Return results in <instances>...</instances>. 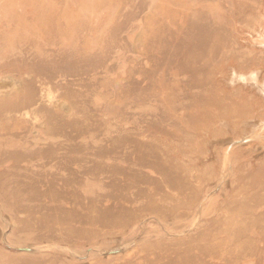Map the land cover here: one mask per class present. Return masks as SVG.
I'll use <instances>...</instances> for the list:
<instances>
[{"label": "rangeland", "instance_id": "rangeland-1", "mask_svg": "<svg viewBox=\"0 0 264 264\" xmlns=\"http://www.w3.org/2000/svg\"><path fill=\"white\" fill-rule=\"evenodd\" d=\"M203 16L222 36L219 77L229 89L217 97L234 100L235 112L257 97L251 117L264 122L254 82L230 81L236 69L264 87V0H0V82L23 83L18 98L0 102V264H167L151 253L164 256L175 241L191 242L179 264H264V176L251 175L264 168V152L254 153L264 130L194 167L190 158L210 147L189 135L210 142L243 128L170 126L186 103L202 111L189 100L201 96L185 67L197 55L189 27ZM59 50L68 56L51 63ZM191 67L200 74V64ZM49 90L73 109L65 125L7 118L17 101L32 109ZM166 158L195 177L187 193L160 177Z\"/></svg>", "mask_w": 264, "mask_h": 264}, {"label": "bare ground", "instance_id": "bare-ground-1", "mask_svg": "<svg viewBox=\"0 0 264 264\" xmlns=\"http://www.w3.org/2000/svg\"><path fill=\"white\" fill-rule=\"evenodd\" d=\"M204 23L201 26H197L196 24L190 25L189 27V33L187 37V43L190 46L197 47V55L193 54L192 51L188 54L189 60L186 64L185 70L189 75H193V77H190V81H194L193 84L197 85L198 92L200 93L201 97H190L189 100L198 101L200 103V109L202 111H195L194 108L190 103H186L183 107V109L186 111L183 114H180V117H176L173 121V123L170 125L173 129L180 128V130H183V127L186 129L194 128L195 124L193 120H199V125H203V127H212V128H218L221 125H225L227 123H233L236 126H240L242 131L240 133H236L234 135L228 133L227 138L222 139L220 136L223 134H215L217 135V139L211 140L209 142L208 138L209 135L205 136L203 133H201L202 137L195 136L194 138H191L192 136H188V141H195V139L198 140L199 145H204L210 147V149L204 147L203 154L199 155L196 158H190L189 164L193 165L194 167H198L201 163V160H204L208 158L209 156H213L216 149L221 150H227L228 152H232L235 148V145L237 146H246L251 143V141H254V138L261 136V131L264 130V122L261 120H257L255 117H251L252 108L249 103H253L254 105L258 104L257 97H252L250 95V98H247V105L249 107V110H243L241 112H235L236 111V104L234 103V100L231 101L229 104L230 98L225 97L219 98L217 97V92L221 91L223 93H226V91L229 89V86L227 87L225 81L223 82L224 78L222 75L219 77V70L221 67L220 64L224 62V56L223 53H221V43H222V36L221 34L215 29L214 24L211 20H208L206 16H203ZM209 48H212L210 51H208ZM208 51V52H207ZM238 55V54H237ZM68 56L64 51H56L52 54V62H58L62 61L63 58ZM71 58H77L79 63H81L84 58L82 56L76 55H69ZM208 57V58H207ZM191 62L194 64H200V68L198 71L200 74H196L195 71L191 67ZM239 65L242 69H248L250 67V63L248 62V59L242 60ZM62 64H59L58 70H56V75H59L60 77H64L65 75H68L66 73H62ZM77 74H85L87 72V68L82 65L79 68L76 69ZM232 79L231 82H241L245 84L246 86L251 85V81L254 82L253 86L257 87L261 93V96H264V87H259L258 80H255L254 73H251L250 75L246 73H238L236 69H233ZM216 74L218 77H216ZM80 82L81 80L78 79ZM23 83L21 81H7V82H0V102L7 103L11 102L14 99L18 98L20 96V93L22 92ZM58 86H63L60 83H57ZM48 103H45L46 101ZM36 101V103H35ZM26 102H20L17 101L15 105L13 106L11 111H8L7 118H13L16 120L17 124L23 125L24 123H32V125L39 126L41 125L42 121H40V116H44L48 119V121L51 122V124H54L57 128V124L61 123L62 125H65L66 118H72L73 109L67 101H64L61 98H57V96H54L51 90L48 91L46 94V98L42 96L40 99H34L30 103V107H33L32 109L27 108H20L22 105H24ZM252 107V108H251ZM215 109V113L209 114L207 113V109ZM256 112V110H254ZM256 114H258L256 112ZM35 121V122H33ZM124 121L127 123L126 119ZM133 124L132 122H130ZM40 128V127H39ZM132 133H134L133 129L131 130ZM196 135V134H195ZM65 136V135H64ZM71 135H69L70 137ZM233 136H237V138L231 139ZM256 136V137H255ZM67 135L65 136V141L68 142V139H66ZM174 138V137H173ZM236 139V140H234ZM263 139V138H261ZM259 139V140H261ZM258 140V139H257ZM72 141V140H71ZM220 143V146H215V144ZM222 143V144H221ZM257 143V142H256ZM10 146V145H9ZM11 147V146H10ZM68 147H65V150L67 153H70L71 150ZM64 146H62L61 153L63 152ZM207 149V150H206ZM200 150L199 152H202ZM264 152V147L255 146L254 153L255 155L258 154V158L260 155H262ZM38 155V154H36ZM205 155V156H204ZM41 158H49L52 160L61 159V158H55V157H46L44 153H40L39 155ZM228 156V155H227ZM225 157V156H224ZM226 158V157H225ZM225 160V159H224ZM226 161V160H225ZM224 163V162H223ZM225 165V163H224ZM190 166V165H189ZM205 166H213V165H205ZM158 172L160 177L164 174V177H162L167 185L170 186L171 189L174 191L181 192L182 194H185L189 191V188L193 184V180L195 177L189 172H186L185 170H182L181 168L174 169L173 162L169 158H166L164 165H159ZM193 171L196 169L193 168ZM225 170V168H224ZM203 171V170H202ZM191 172V171H190ZM252 177H261L264 176V168H256L251 172ZM222 176V175H221ZM196 181V180H195ZM153 182V181H152ZM200 195H196L194 198L196 201H199ZM205 200H203L204 202ZM203 204V203H202ZM203 207V206H202ZM170 214L173 212L172 210L168 211ZM22 218V217H21ZM198 220V219H197ZM191 245V242L188 241V244L186 245L184 241H175L171 242L170 244H166V248L169 247V251L166 253V255L162 256V254L156 255V252H152L151 254L155 257L162 258L167 264H179V260L186 257L189 254V246ZM187 247V248H186ZM160 248V244H159ZM40 248L35 247V250L32 249H18V253L25 255L26 252H37ZM180 249V251L178 250ZM14 252V251H13ZM24 252V253H23ZM161 252V249L160 251ZM148 254V255H151ZM146 262L148 264H152L154 259H148L145 258ZM1 263V261H0Z\"/></svg>", "mask_w": 264, "mask_h": 264}]
</instances>
